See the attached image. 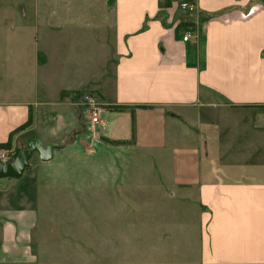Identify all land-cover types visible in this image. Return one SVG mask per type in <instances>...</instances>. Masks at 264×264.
<instances>
[{"label": "crops", "instance_id": "0c3cea01", "mask_svg": "<svg viewBox=\"0 0 264 264\" xmlns=\"http://www.w3.org/2000/svg\"><path fill=\"white\" fill-rule=\"evenodd\" d=\"M31 1V13L20 11L24 38L33 39L18 49L25 54L14 65L20 82L0 90V144L31 117L6 151L14 155L32 139L53 148L50 160L33 154L19 178L0 179V264H37L43 245L53 264H264V0H84V14L75 11L82 0ZM108 19L113 45H104L97 74L86 61L49 63L50 47L38 49L44 32L72 37L102 30ZM186 31L191 37L182 43ZM78 54L92 59L89 51ZM10 69L0 70V81ZM86 91L100 107L93 127L74 97ZM91 137L119 153L117 179L135 176L129 161L157 173L147 181L152 190L115 191L113 210L98 191L106 237L96 255L76 251L75 238H44L60 224L87 229L89 176L54 168L75 155L84 160ZM76 198L83 208L72 206ZM123 198L137 217L117 225L114 237L103 216L123 213ZM133 239L141 245L128 250ZM125 249L138 257L122 260Z\"/></svg>", "mask_w": 264, "mask_h": 264}, {"label": "rangeland", "instance_id": "374dc122", "mask_svg": "<svg viewBox=\"0 0 264 264\" xmlns=\"http://www.w3.org/2000/svg\"><path fill=\"white\" fill-rule=\"evenodd\" d=\"M21 0H0V70L3 71L2 74L6 73L4 69H10L7 71V73H12V75H8L6 79H2L0 81V90H3L2 87H5L6 85H11L12 81L14 83H19L20 82V72H18V69L14 67V65H18L19 59L21 55H25L24 52L21 50H18L20 46L24 45L25 42H31L33 39H28L24 38L25 30L24 27L21 23L20 19V11L21 10H27L28 13H31L32 9L34 8L32 5L31 0H24L23 2L27 3L28 6H22L20 4ZM97 1V0H96ZM84 3H80L75 7V11L78 10V13L84 14V5L86 2L82 0ZM98 8V6H97ZM96 7H93V9H97ZM99 22L96 21V25ZM31 24V23H30ZM32 25V24H31ZM111 21L108 19L106 23V27L102 30H95L93 27L91 28L90 32L89 31H84L80 30L78 31L77 35L74 34L72 37L66 36H58L56 35H50L49 37L47 34L44 32L43 37L38 38V49L40 51L45 50V47L48 48L50 47L49 51L45 50L46 54L49 55V63H50V58L53 57L56 62H59V58H65L67 57L69 62L73 63H83V61H86V64L89 63L91 65L93 74L96 72L98 73L99 70H101L100 63L105 57L106 49L104 47H108V51L110 50V47L113 45V33L111 30ZM28 33L32 30L31 28H28ZM24 33V34H23ZM23 34V36H21ZM31 34V33H30ZM42 33L40 34V36ZM45 42V44H44ZM51 43V44H48ZM29 47V46H28ZM84 47V49H82ZM52 48L54 51H52ZM17 49V51L12 52L13 50ZM82 51L83 53L86 51H89L91 53L92 59L89 61L88 59L84 58L83 56L76 58L75 56L79 55L78 53ZM53 53H55V56H53ZM6 56V57H4ZM69 67V63L68 66ZM32 65L28 64L27 66V71L29 72L28 74L31 75L33 70H31ZM83 94L90 95L97 100V97L92 94L90 91H86L84 93L76 94L74 95L75 98H80ZM89 115V113H88ZM90 119V116H89ZM91 143L93 144L90 152L87 153V157L83 159H78L76 158L77 155H75V162L71 161H63V164L55 166V174H64L65 172L75 168L76 174H83L86 176H89V188L91 189V193L87 196V201L88 204L85 205V218H86V223H87V229L86 228H80L81 223H76V226L74 229H66L62 228L64 225L60 224V228L50 230L49 235H47V231H45V237L44 238H49L52 239L53 241H57L58 239L60 240H68L75 238L77 245H75L74 249L76 251L78 250H83V248L86 249L87 252H90L93 255H96L100 253V245H99V239H102L103 237H106L104 235L105 231L101 230V215H100V209H99V201H100V196L98 191H102V194H107V199L109 205L113 204V208L116 204V199L113 196L114 192L117 190H123V191H128L129 189H140L142 191H148L152 190V188L149 187L147 181L153 180L155 177H157V173L151 172V169L148 166L143 165H138L137 163H131V161L127 162L124 164L125 167H131L136 166L138 171H135V176H129V174L125 173L122 174L121 178L115 176V168L121 169V166L119 165V153H116L115 150H105L103 148H99L98 144L94 143L96 142L95 139L92 137ZM3 150V149H2ZM131 154L126 155L124 154L125 157H129ZM13 160V159H12ZM66 160V159H65ZM114 161L117 162V165L114 166ZM68 162V164H67ZM85 168V170H83ZM139 168L143 171L144 169L146 170L143 173H138ZM78 169H81L79 172ZM127 168H125L126 170ZM122 173V171H121ZM137 183L139 184L137 186ZM142 184V185H140ZM120 200V198H119ZM123 213H109L105 214L103 218H107V225L109 228L113 229V234L114 237L116 236V227L119 224L127 225L129 224V219L130 217H137L136 211H129L130 204L128 203V198H123ZM76 202V204H75ZM72 206L75 208L76 207H81L83 208V202L79 199L76 198L75 201L72 203ZM122 214V215H121ZM134 214V215H131ZM139 215V214H138ZM75 216H79V219L82 220L84 217L82 213H76ZM121 216L124 217L121 218ZM131 219V218H130ZM135 222V219H133ZM77 222H80L77 220ZM111 231V230H110ZM131 232H136V230L132 229L130 230ZM109 232V231H107ZM40 233V232H39ZM110 234V233H109ZM86 241L87 243H91V246L87 245L84 247L83 245H78L79 241L83 242ZM135 243V246H128V250H136L138 247L141 245L140 241L137 239H133ZM146 247V245H145ZM44 249L43 255L44 257L39 256L38 258V263L37 264H53L52 261H47L46 260V255H47V250L49 249L48 246L43 245L41 247ZM59 248L61 249V246H54V249ZM63 248H67L66 246ZM136 248V249H135ZM88 254V253H87ZM90 255V254H88ZM92 257V256H87ZM121 257L122 260L126 259H133L137 258L138 255H133L131 253H127L125 249V253H121L119 256Z\"/></svg>", "mask_w": 264, "mask_h": 264}, {"label": "water", "instance_id": "95a60500", "mask_svg": "<svg viewBox=\"0 0 264 264\" xmlns=\"http://www.w3.org/2000/svg\"><path fill=\"white\" fill-rule=\"evenodd\" d=\"M52 148L53 146L42 147L36 139L30 140L27 147L20 150L12 161L0 162V179L19 178L22 172L29 167V161L33 154H37L42 162L50 160Z\"/></svg>", "mask_w": 264, "mask_h": 264}, {"label": "built area", "instance_id": "2783aa9c", "mask_svg": "<svg viewBox=\"0 0 264 264\" xmlns=\"http://www.w3.org/2000/svg\"><path fill=\"white\" fill-rule=\"evenodd\" d=\"M170 6L174 9H178L180 11L187 12V13H193L195 11V5L189 2H180V3L174 2ZM190 37H191L190 31L184 32L183 35L181 36V42L182 43L188 42ZM78 104L80 106L85 107L87 112L89 113L91 126L93 127L94 125H96L98 123L100 107H99V104L95 101V99L91 97L90 95L83 94L79 98ZM92 131L94 133V130ZM12 159H13V155L11 154V152L6 151V150H0V162L1 163H8L12 161Z\"/></svg>", "mask_w": 264, "mask_h": 264}, {"label": "trees", "instance_id": "16d2710c", "mask_svg": "<svg viewBox=\"0 0 264 264\" xmlns=\"http://www.w3.org/2000/svg\"><path fill=\"white\" fill-rule=\"evenodd\" d=\"M165 1L167 2L168 0H165ZM62 94H63V93H61V95H62ZM31 123H32V118L29 117L26 123H24L23 125L19 126L15 131H13V132L10 134L9 139H8V141H7L6 143H2V144H0V150H2V149H3V150L10 149V147H11L10 139H11L12 134H13L14 132H18V131H20V130L25 129L26 127L30 126ZM16 154H17V152L14 153L13 158H14V156H15Z\"/></svg>", "mask_w": 264, "mask_h": 264}]
</instances>
